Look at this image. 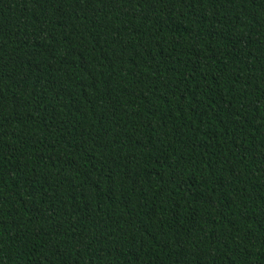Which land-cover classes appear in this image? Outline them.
<instances>
[{
  "label": "trees",
  "instance_id": "obj_1",
  "mask_svg": "<svg viewBox=\"0 0 264 264\" xmlns=\"http://www.w3.org/2000/svg\"><path fill=\"white\" fill-rule=\"evenodd\" d=\"M0 264H264V0H0Z\"/></svg>",
  "mask_w": 264,
  "mask_h": 264
}]
</instances>
